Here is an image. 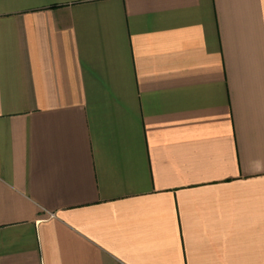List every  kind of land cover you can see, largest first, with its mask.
Returning a JSON list of instances; mask_svg holds the SVG:
<instances>
[{"label":"crops","instance_id":"1","mask_svg":"<svg viewBox=\"0 0 264 264\" xmlns=\"http://www.w3.org/2000/svg\"><path fill=\"white\" fill-rule=\"evenodd\" d=\"M0 264H264V0H0Z\"/></svg>","mask_w":264,"mask_h":264}]
</instances>
